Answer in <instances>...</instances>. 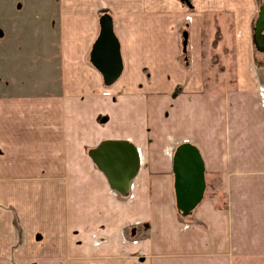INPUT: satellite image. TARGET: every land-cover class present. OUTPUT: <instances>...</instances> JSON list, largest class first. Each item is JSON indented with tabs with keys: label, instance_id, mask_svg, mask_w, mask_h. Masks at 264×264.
<instances>
[{
	"label": "crops",
	"instance_id": "obj_1",
	"mask_svg": "<svg viewBox=\"0 0 264 264\" xmlns=\"http://www.w3.org/2000/svg\"><path fill=\"white\" fill-rule=\"evenodd\" d=\"M57 3V87L0 93V264H264V64L253 53L264 0ZM104 13L122 61L109 86L90 62ZM208 26L224 35L209 39L220 69ZM108 141L139 153L127 195L93 160ZM184 143L201 156L204 193L207 178L225 180L227 209L176 208Z\"/></svg>",
	"mask_w": 264,
	"mask_h": 264
},
{
	"label": "rangeland",
	"instance_id": "obj_2",
	"mask_svg": "<svg viewBox=\"0 0 264 264\" xmlns=\"http://www.w3.org/2000/svg\"><path fill=\"white\" fill-rule=\"evenodd\" d=\"M262 3L263 0H258V5ZM57 5V0H0V93L50 92L57 87ZM212 36L213 45H217L223 41L224 35L220 28L213 29L211 34L209 26L205 32L208 51L206 53H212L209 55L208 64H215L220 69L221 54L214 55L215 50H209V39ZM261 52L253 51L254 60L258 65L264 64V49ZM241 180L230 179V183H240ZM224 181L216 177L207 178V187L202 199L227 209L229 198L224 192L225 188L223 189ZM226 181L229 182V179ZM189 219L188 216L187 220Z\"/></svg>",
	"mask_w": 264,
	"mask_h": 264
},
{
	"label": "water",
	"instance_id": "obj_3",
	"mask_svg": "<svg viewBox=\"0 0 264 264\" xmlns=\"http://www.w3.org/2000/svg\"><path fill=\"white\" fill-rule=\"evenodd\" d=\"M99 34L92 45L90 62L100 72L105 85H112L122 72L119 42L113 31L111 16L99 17ZM264 3L256 20V32L264 46ZM182 48L187 46V33L182 34ZM93 160L105 173L108 183L122 195L129 193L139 168V153L128 141H108L92 152ZM174 195L176 208L189 214L202 200L205 190L204 166L195 146L180 145L173 156Z\"/></svg>",
	"mask_w": 264,
	"mask_h": 264
},
{
	"label": "trees",
	"instance_id": "obj_4",
	"mask_svg": "<svg viewBox=\"0 0 264 264\" xmlns=\"http://www.w3.org/2000/svg\"><path fill=\"white\" fill-rule=\"evenodd\" d=\"M186 32L185 30H183L182 34ZM182 41H183V37H182ZM182 59H183V64L185 66H187L188 64V52H187V46H186V49L185 51H183V48H182Z\"/></svg>",
	"mask_w": 264,
	"mask_h": 264
}]
</instances>
